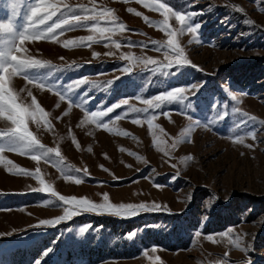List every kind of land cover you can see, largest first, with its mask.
<instances>
[{
  "label": "rangeland",
  "instance_id": "obj_1",
  "mask_svg": "<svg viewBox=\"0 0 264 264\" xmlns=\"http://www.w3.org/2000/svg\"><path fill=\"white\" fill-rule=\"evenodd\" d=\"M29 2L25 0L21 6L18 23L23 22ZM161 2H169L176 11L203 10L193 20L202 24L199 42L187 32L179 37L188 58L203 72L186 67L182 74L165 77L154 74L152 65L145 71L143 65H129V61L119 59L123 53H132L166 63L163 51L155 50L150 43L148 47L127 44L129 39L161 43L167 39L159 26L149 25L127 9L134 8L151 20L163 17L138 0H96L97 6L114 9L127 28L135 30L113 36V40L121 42L119 49L111 42L62 46L65 40L92 35L87 27L57 34L61 43L50 39L27 43L31 55L49 60L58 68L75 64L61 71L36 70L43 82H51L48 73L54 72L66 90L69 82L87 77L93 83L82 86L78 93L87 92L94 100L84 107H78L77 100L69 110V101H61L55 91L41 90L23 77H15L12 82L26 103L32 99L28 96L30 90L49 113L51 130L38 128L32 122L29 128L47 148L59 147L61 156L34 161L31 154L7 150L4 153L20 167L31 171L39 167L45 182L64 196L103 203L106 193L114 204L155 202L161 209L130 218L82 212L55 226H41L39 220L62 215L65 206L48 204L57 199L50 193L32 191L41 187L35 177L9 173L0 164V264H35L37 260L41 264H264V124L256 125L254 141L244 133L256 121L245 125L242 121L247 117L232 111L239 107L249 116L264 120V11L260 10L264 0H191L194 7L189 5L190 0ZM63 3L72 5V14L76 15L86 14L79 6L92 7L91 0ZM10 16L9 0H0V21L6 22ZM247 20L254 24L249 25ZM170 24L179 28L174 17ZM94 52L100 55L94 57ZM125 66H131L132 72H123ZM107 81L115 82L109 86ZM193 83H203L191 98L188 115L193 119L184 114L182 105L173 103L158 110L168 111L170 119L160 115L154 122L164 130V144L159 147L169 149L173 140L191 127V142L185 140L171 149L175 168L170 166L169 157L153 145L146 121L142 125L132 123L135 114L114 121L117 114L127 111V106L104 118L113 128L111 133L90 123L81 124L85 110H106L125 98L130 105L143 108L144 99ZM226 90L236 95L238 102L231 101ZM225 100L227 104L223 103ZM193 121L199 124L194 125ZM8 127L11 123L0 119V130ZM117 129L130 135L124 136ZM73 136L79 148L73 143ZM237 136H243L244 144L235 142ZM248 144L254 147L248 148ZM188 155L193 159L186 161ZM177 173L179 178L173 179ZM67 175L82 182L76 184L66 179ZM83 228L88 231L82 232ZM229 228L242 237L241 248L219 235ZM197 231L202 233L199 237L195 236ZM207 234H213L215 242L207 240ZM152 246H157L156 252H152ZM49 248L52 251L45 255ZM225 252L229 253L227 260Z\"/></svg>",
  "mask_w": 264,
  "mask_h": 264
},
{
  "label": "snow or ice",
  "instance_id": "obj_2",
  "mask_svg": "<svg viewBox=\"0 0 264 264\" xmlns=\"http://www.w3.org/2000/svg\"><path fill=\"white\" fill-rule=\"evenodd\" d=\"M11 7V16L6 22L0 21V119H4L11 123V127L4 130H0V164H3L9 173L16 175L35 177L41 187L34 188L32 191L38 193H50L52 197L57 198L54 201H48V204H56L57 206H65L62 215L51 219L39 220L41 226H55L63 221H68L72 217L81 214L82 212L92 213H111L116 216H122L123 218H130L139 215L141 212L159 211L161 205L152 203H119L114 204L109 201L108 194H103V203H96L87 198H77L75 196H64L59 192H56L52 185L45 182L41 176V170L37 167L34 171L20 167L12 160L4 156L5 151L16 152L20 154H31V159L34 161H40L41 159L47 160L50 155L56 157L61 156L59 147L47 148L41 143L37 136L30 130L29 122L36 124L39 128L44 126L46 129L51 130L53 125L48 118L49 113L38 102L37 98L33 96L32 92L28 91V96L32 97L30 103H26L24 99L12 86L13 78L23 77L29 84L39 87L41 90L47 88L49 91H55V94L61 101H69V110L72 103L77 100L80 103L78 107H84L86 102H91L95 97H88L87 92L78 93L84 85L93 83L87 77L77 78L71 81L66 86V90H63L65 86L61 85L54 72L48 73L51 82H43L40 75L36 72L38 69L52 68L55 71L66 70L68 68L75 67V64H67L60 66L59 68L52 64L49 60H41L30 54V50L27 47L28 42L39 40H52L57 43L61 41L57 40V34L62 35L65 30L74 29L77 27H87L88 31L92 35L84 37H78L74 39L65 40L62 42V46L66 48L77 46H91L92 44H98L104 42L106 45L111 42L117 49L121 47V42L113 40V36L124 31H135L127 28V25L120 20L115 14V10L106 6H97L96 0H91L92 7L85 8L83 5L79 6L86 14L76 15L72 5L63 3V0H31L27 4V12L24 13L23 22H17L20 17V8L24 4L25 0H9ZM143 3V6L147 9H153L160 13L163 17L162 20H151L148 16L142 12L137 11L134 8L127 9L128 12L134 13L138 17H143L144 21L149 25L159 26V30L163 31L167 39L163 43L152 40L150 42H134L131 39L127 41L128 46H135L139 44L141 47H148L149 43L157 51H163L166 63L153 59L152 57H136L132 53H123L119 59L129 61V65H143L142 70H149V65H152V72L159 73L165 77L177 76L182 74V70L186 67L196 68L203 72L202 68L193 63L185 53V49L182 47L179 37L185 32L192 34L193 40L199 42V30L202 26L201 23H193L194 18L197 15H202L203 10L198 12H182L174 10L169 2H161V0H138ZM191 7L195 5L190 3ZM243 12V8L237 9ZM264 11V8L260 9ZM56 18L53 20V18ZM174 17L175 21L179 25V28L173 27L170 24V19ZM52 21V23H49ZM92 23L89 24L88 22ZM249 25L254 24V21L247 20ZM192 42V41H190ZM107 55H113V53H106ZM99 53H93V56H99ZM63 59V58H61ZM125 73H131L132 67L125 66L122 69ZM115 81H107L110 86ZM203 87V83L197 85L195 83L191 85H183L171 88L168 91L162 92L150 99H144L143 104L145 107L137 108L129 104L128 99H121L118 103L108 106L106 110H85L83 123H90L95 125L96 128L113 132V128L110 127L109 122H105L104 118L113 113L116 109H121L127 106V111L117 114L114 117V121H119L122 117L126 118L129 115L135 114L136 118L132 119V123L136 125H142L143 121L147 122L149 133L153 138V145L158 147L165 156L169 157L168 162L171 167H177L175 164H171V149H175L178 145L185 140L191 142L189 133L191 127L185 130L179 137L175 138L169 148L159 147L160 144H164V140L161 139V134L164 133L161 125L154 123L160 115L170 119L169 112L158 110L164 108L166 105L173 103L182 105V111L185 115H188V109L190 108L191 98ZM21 91H24L21 89ZM191 95H188V93ZM71 94V95H69ZM226 95L230 97L231 101H237L238 97L231 93L230 90H226ZM223 103L227 104L225 100ZM59 105H57L58 107ZM215 104L211 105L214 107ZM234 113L240 114L242 117H247L242 123L247 125L251 121H256V124L251 125V128L244 133V135L250 136L254 141L257 139L256 131L257 124H264V120H257L255 116H249L247 112H243L239 107L233 108ZM228 114L225 113V116ZM62 117H57L61 119ZM188 119L192 120L193 117L188 115ZM224 119V117H221ZM193 124H199V121H193ZM120 134L124 136L130 135L127 131H120ZM73 143L79 148V143L76 137H72ZM235 142L244 144L243 136H237ZM248 148H253V144H248ZM91 149H89L90 151ZM123 150V149H121ZM136 155L135 153H131ZM107 154H105L106 156ZM138 159H144L143 157H137ZM186 161L193 159L191 155L184 158ZM103 168V165H101ZM107 170V169H105ZM80 171V170H77ZM87 175V170H83ZM173 179L179 178V173L172 177ZM66 179L73 180L76 184H80L82 181L80 178L72 175H67ZM161 187L160 185H155ZM191 200V197L189 198ZM82 232L88 231L87 228L81 229ZM202 233L197 231L196 237H199ZM221 237H228V243L234 247L241 248V240L238 234L234 233L231 228L225 230L219 234ZM135 233L132 234V237ZM206 239L214 241L213 234H207ZM152 252L157 251V246H152ZM242 250L247 251V248ZM52 249L46 250L45 255L51 252ZM147 255V251L144 252ZM225 260L229 253L225 252ZM151 259V258H150ZM156 260L160 261V257L157 256ZM35 264H41L39 260ZM162 264V261H161ZM247 264H251L250 261Z\"/></svg>",
  "mask_w": 264,
  "mask_h": 264
}]
</instances>
